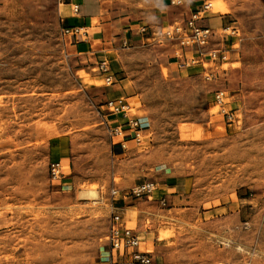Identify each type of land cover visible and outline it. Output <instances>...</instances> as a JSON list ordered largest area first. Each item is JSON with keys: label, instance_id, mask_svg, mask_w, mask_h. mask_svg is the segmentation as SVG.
Segmentation results:
<instances>
[{"label": "rangeland", "instance_id": "1", "mask_svg": "<svg viewBox=\"0 0 264 264\" xmlns=\"http://www.w3.org/2000/svg\"><path fill=\"white\" fill-rule=\"evenodd\" d=\"M63 3L0 0V264H111L113 211L152 264H264V0H96L89 53L63 34ZM202 3L224 61L148 38ZM117 99L150 123L136 140L110 136ZM145 181L177 188L132 198Z\"/></svg>", "mask_w": 264, "mask_h": 264}, {"label": "built area", "instance_id": "2", "mask_svg": "<svg viewBox=\"0 0 264 264\" xmlns=\"http://www.w3.org/2000/svg\"><path fill=\"white\" fill-rule=\"evenodd\" d=\"M172 5L180 4L181 0H170ZM210 7V4L202 3L197 9L190 13V16L186 19L184 26L181 28H175L174 31H162L160 29L150 30V37L158 42L163 40L176 39L180 41L182 49H189L191 53V59L185 58V63H191L192 65L203 66L205 60L222 62L226 59V56L221 51L209 48L210 39L212 37V31L209 27L200 25V21L204 18L201 13ZM74 11L77 12L75 6ZM147 26H142L139 32L143 33L147 30ZM189 30L190 33L187 36L182 34L183 31ZM230 27H226L223 31H230ZM63 34L70 36L71 38H77L80 36V30L75 27H64L62 29ZM189 39L191 44L183 42L184 39ZM98 69L104 74L106 81L110 82L112 77L110 73L109 65L105 60L100 61ZM181 65H184L183 63ZM186 65V64H185ZM223 93L221 91L215 94V100L221 102ZM106 114L113 117H119L122 122L113 124L109 128L110 136L117 137L122 132H129L132 139H138V134L147 130L150 127V123L145 117H129L128 109L129 104L121 99L108 100L105 105ZM104 111V112H105ZM123 146V144H121ZM49 171L52 179L60 177V165L57 162H50ZM156 185L152 181H145L137 185L129 195L132 198L146 197L150 198L152 192L156 189ZM115 190L111 191L114 195ZM164 203V202H162ZM108 258L111 264L117 263H130V264H152L151 252L141 249V241L138 232L125 225L120 214L117 211H113L109 218L108 225Z\"/></svg>", "mask_w": 264, "mask_h": 264}, {"label": "crops", "instance_id": "3", "mask_svg": "<svg viewBox=\"0 0 264 264\" xmlns=\"http://www.w3.org/2000/svg\"><path fill=\"white\" fill-rule=\"evenodd\" d=\"M163 4H168L169 0H160ZM77 7V12L74 11V7ZM98 5L96 0H64L63 3V15H62V22L65 26L68 27H75L79 30L81 29H90L91 21L93 17L97 16L98 13ZM97 35H89L88 33H84V38H76L75 47L78 48L80 53H89L93 49V42L92 39H96ZM171 64H175L176 70L180 71L183 67L180 65V62H171ZM121 123L122 120L119 117H112L111 122L112 124ZM122 133H125L122 132ZM121 146V145H120ZM113 149H119V146H114ZM177 185L174 183L165 184L162 188H156L150 198L156 194L155 198H159L160 202L166 201V193L170 190H175ZM173 197V196H172ZM155 201V199H153Z\"/></svg>", "mask_w": 264, "mask_h": 264}, {"label": "bare ground", "instance_id": "4", "mask_svg": "<svg viewBox=\"0 0 264 264\" xmlns=\"http://www.w3.org/2000/svg\"><path fill=\"white\" fill-rule=\"evenodd\" d=\"M210 6H212V3L210 4ZM84 74V73H83Z\"/></svg>", "mask_w": 264, "mask_h": 264}]
</instances>
